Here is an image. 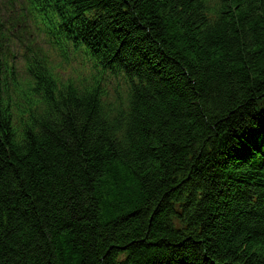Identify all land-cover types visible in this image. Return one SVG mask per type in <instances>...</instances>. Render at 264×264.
<instances>
[{"label":"trees","instance_id":"trees-1","mask_svg":"<svg viewBox=\"0 0 264 264\" xmlns=\"http://www.w3.org/2000/svg\"><path fill=\"white\" fill-rule=\"evenodd\" d=\"M22 1L84 68L0 37V264H264V0Z\"/></svg>","mask_w":264,"mask_h":264}]
</instances>
